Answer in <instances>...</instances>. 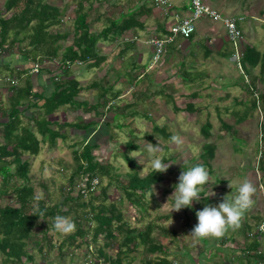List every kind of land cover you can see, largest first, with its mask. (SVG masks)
Segmentation results:
<instances>
[{"label": "rangeland", "instance_id": "rangeland-1", "mask_svg": "<svg viewBox=\"0 0 264 264\" xmlns=\"http://www.w3.org/2000/svg\"><path fill=\"white\" fill-rule=\"evenodd\" d=\"M46 1L52 5L58 6L61 11H63L61 23L50 28V31L53 33L68 32L67 38L59 42L61 45L59 52H61L63 50L62 47L71 43V29L77 0ZM91 1L88 7H86V11L88 12L87 19L89 21V30L91 32H96L99 26L101 27L105 24L103 21L97 20L96 15L102 13L103 15L106 14V16H109L114 9H108L107 0L104 2H102V0ZM116 1L118 0H110L109 4ZM209 1L213 3L217 0ZM229 1H232L227 5L228 8L231 6L230 11L232 13L230 14H234L235 17L241 18V22L247 20V16L251 17L253 23L250 25L255 29V34L252 37L255 40V46L264 51V0H246L249 3L251 2V7L249 8L250 12L245 10V5H248L247 3H243V7L240 6L244 0ZM4 2L5 0H0V17L7 18L11 15L12 10L6 11L4 9ZM225 2L227 3L228 1ZM85 4L87 5V2H85ZM214 8L221 10V7L219 9L216 3H214ZM107 9V13H103ZM260 11H262V13ZM199 23H201L199 24V29H205L211 22L208 18H202ZM249 26L246 22L243 23L245 31H250ZM244 30L243 38L246 43L244 45L251 46L250 43L252 42L248 38V32ZM30 32L31 30H29V33ZM147 35L148 34L145 36ZM11 37L12 35L10 33L9 40ZM18 37V42L12 45L10 53H4V55H7L5 59L2 57L5 61L8 59V56L14 58L18 57L21 47L26 49L32 47L28 44V36H24L21 33ZM99 41L105 42L102 46L105 52L109 54L117 52L116 50H112L115 47L113 40L106 41L104 36H102ZM239 43L242 48L243 42L240 41ZM190 46L189 44L187 47L189 48ZM119 48L121 47L119 46ZM138 50L141 51L143 59L141 64L137 61L135 66L140 70L148 69L149 71H154V69H156L155 71H157V67L159 66L158 62L161 60L152 63V52L149 57L148 46L142 45ZM202 50L203 49L200 51ZM126 53L127 52H125V54ZM125 54L121 58V67H118L120 64L119 59H117L118 57L113 59L110 57V60L107 62L109 65L103 66L100 70L94 69L93 72L95 74L92 76L91 74H93V72L91 73L90 67L81 66L79 63L71 64L69 76H64L62 73L63 69H59L62 71L58 72L61 77L60 79L75 78L76 80L80 79L86 82L91 79L94 80L95 78L102 84L105 82L109 85L111 84L112 90L122 89V91L119 97L114 99L111 98L114 94L111 91L105 95V99H107L105 100L107 103L106 106L110 107H108L107 110L100 107V112L104 116L93 117L95 115H92V110L89 114H83L85 120L89 122L97 118L98 120L103 118V123L100 124L94 121V124L82 132H77V129L72 127L74 129L68 131V137L66 139H63L65 133H62L63 129H60L62 131L59 137L60 139H56L52 145H49L47 142H41L39 145L41 149L38 154L32 155L28 151H25L21 155V160L30 159V170L28 173V178L30 177V179L28 182L32 184L35 194L44 201L45 206H50L56 202L61 203L63 197L59 188L64 183V191H67L68 175L75 165L73 159L74 154H79L83 151L84 143L96 142L98 146L93 149L95 158L101 162L105 161L111 169L110 176L103 174L101 177L102 186L106 183L110 185L106 202H114L116 204L123 213V218L130 228L137 227L142 229L147 222H153L155 228L151 232V236L166 248L169 253L168 259L171 260L172 264H247V258L244 256L245 253H242V249H246L247 243L250 242L256 230H259V239L261 242H264L261 235V233H264L261 229V227L263 228L262 224H264V220L259 223L260 219H256L258 218L256 216L263 217L264 215V171L259 168L258 159L260 153L259 150L256 149L260 138L259 124L264 121V103H260L259 101L257 104L261 106V110L256 108L251 109L250 99L253 96L250 90L246 88L247 84H245L249 82L250 76L256 79L259 75V66L250 69L248 65H244L242 69L238 67L236 63H233L232 59L223 61L225 63L223 64L224 67L215 65L213 63L214 61L209 64H204L205 62H202V68L208 73L207 77H200L198 79L195 78V75V79L188 82L183 79L185 83H180L179 74L174 73L173 70L168 68L166 73L159 71L155 77H152V72H147L146 78L152 77L148 79L150 83L143 77V80H138L134 85H131L125 82V80L128 79V75L125 77L124 75L131 67L132 60L130 56ZM58 56L60 58V53ZM44 59L46 63L48 60L46 58ZM134 61H136V58H134ZM219 61L221 62V60ZM155 64H157V66ZM244 69L247 70L249 74H247ZM41 70L44 75L46 70L43 68ZM77 70L79 71L76 72ZM17 74L18 73H16V75ZM172 75H174V77H172ZM101 77L103 80H100ZM242 77H244L245 81L242 80ZM229 79V83H224L228 82L227 80ZM114 80L116 81L115 83ZM164 81H166V83ZM163 84H165L164 87H162ZM45 85L47 90H51L52 86L48 85V80ZM160 85L161 88L159 89ZM5 86H7V84L3 82V77L0 76V115L1 110L6 111L8 108L9 111L8 96L10 92L3 88ZM256 86L258 92L264 93V83L260 78H257ZM49 90L46 93H49ZM192 90L197 93L195 98L188 96ZM257 91L254 89L255 96ZM161 92L169 94L174 93L172 95L175 97L176 104L183 107L184 110L175 111L172 102L166 101L165 96H163ZM142 93L148 95V98L144 97ZM75 97L76 100H85L88 104L97 101L99 103L102 102V99L97 95V89L83 88ZM108 100L109 102H107ZM190 101L194 102L196 107H201V110H196L194 112L188 111L185 108V103ZM239 101L241 102L239 103ZM129 103L135 104L130 107L124 106ZM78 105L79 104H76L75 107ZM80 106L81 109L85 108L83 104H80ZM226 106L228 109L225 111L224 107ZM69 107L70 105H67V107L64 106V108H62V111H67L68 115L61 113L57 116H49V119H51V121L57 119V122L62 123L66 116L71 122L77 121V113H80V111L72 109L70 113L66 110ZM75 107L73 106V108ZM246 107L249 111L247 118H244L243 121H238L235 112H243ZM134 110L137 114L130 116V112ZM115 113L117 116L112 120L111 117ZM144 115L148 116L146 117ZM40 116L41 115H39V117ZM25 117L23 121L27 122L28 120L25 119ZM106 120L109 121L108 129L107 126L104 125ZM206 121L211 123V128L209 130L210 135L208 137L201 131V126ZM221 121L233 124L237 130V135L230 134V131L221 125ZM77 123L80 125V122ZM29 126L30 128H34V123L31 122ZM49 127L52 128V125ZM94 127L99 128L95 129ZM155 127H164L165 131H156ZM53 128L57 127L53 126ZM1 129L0 127V130ZM165 132L167 136H165ZM35 134L38 136L36 132ZM173 135H178L182 138L184 142L182 150H178L177 146L171 142V137ZM38 137H40V135ZM3 138L4 136L1 135L0 131V142L4 140ZM157 140H159L162 149L160 153L162 159L164 158V162L171 165L165 173H162L163 179L153 184L154 193L152 188V192H147L145 194L142 204L134 203L132 198L126 196L119 182L112 179L113 175H118V180L121 183V181L127 182L129 179L128 174L133 171H137L138 175L142 177L153 170L146 148L147 143H151L154 146L157 145ZM128 142H133V144L137 145V148L134 150L128 149ZM75 143H77V145L72 146ZM209 143H214L215 149L213 156L207 159L208 166H206V169L209 172L210 180L200 192V201H193L191 208H183L179 212H170L173 201L171 199L168 201V198L175 190L174 187H172L173 182L176 181L183 170L187 171L194 163L202 162L200 154L204 151L203 145ZM73 151H75V153H73ZM126 154L130 157L129 161L126 160L124 156ZM63 165L66 166L64 170L62 169ZM13 170L14 167H12V171ZM246 179L251 181L257 189L253 197L255 203L250 210L245 212L246 218L243 217L241 221L242 225H244L245 222L250 225L251 233L247 235L246 232H242L243 230L240 229L235 231L230 230L226 236H224L226 237L224 242L221 241L222 238L205 239L194 242L189 234L198 223L196 212L203 210L206 205L218 206L227 195H230L229 199H231L236 195L238 186ZM77 183L79 182H76L73 191H71V195L73 196L76 195ZM229 183L233 185V188L229 187ZM99 189L100 188L96 187V190ZM95 192L97 193V191ZM212 192L215 193V195L210 196ZM210 198L212 200L214 199V201L209 204L208 200ZM15 203L13 194H9L7 197L0 196L1 205H17ZM32 204L36 207V202ZM71 205L77 208L78 213L88 209V207L80 208V205L74 203H71ZM52 219L53 217L50 215H43L35 221L34 232L36 235L27 242L26 246L27 250L33 254L34 260L32 264H87L93 260V254L91 252H94V245H103L106 241L105 237L99 235L97 242L93 243L91 241V228H87L89 230L84 237L86 241H88L87 243L80 242V238H77L75 243H66L62 245L66 236L53 231L51 225ZM89 221L84 223V221L81 222L80 220V225H83V227L87 225L90 226ZM114 224L116 223L114 222ZM114 234L115 238L113 240L107 239L110 245L108 247L104 245V251L112 256V258L115 257L120 242L123 239V235L120 232L115 230ZM256 234L257 232L255 235ZM46 235L48 236L47 239L50 241V247L45 244L44 248L40 251L38 249L39 244H36V240H39L41 243L44 241L42 237ZM76 244H78V247L75 246ZM262 248H264V244L262 247L261 245L259 247V249ZM152 255L161 256L162 253L155 252ZM152 255L146 251L144 247L139 245L134 248L133 252L127 254L120 264H126L132 257L130 264H142L144 258H149ZM30 263L31 262H29V264ZM99 264H107V262L104 263L102 260H99ZM262 264H264V262H262Z\"/></svg>", "mask_w": 264, "mask_h": 264}, {"label": "trees", "instance_id": "trees-1", "mask_svg": "<svg viewBox=\"0 0 264 264\" xmlns=\"http://www.w3.org/2000/svg\"><path fill=\"white\" fill-rule=\"evenodd\" d=\"M85 2H87V5ZM90 2L92 1L77 0L71 29V43L62 47L63 50L59 52L61 49L59 42L67 38L68 32L53 33L50 31L52 26L61 23L63 11H61L58 6L52 5L46 0H5L4 9L6 11L12 10V13L7 18L0 17V76L2 74L1 68H8L9 65L6 62H2L1 58L4 53H10L12 45L18 42V35L21 33L24 36H28V44L32 47L30 49L21 47L18 54L30 63L32 71L35 65L38 66L37 71L33 72L38 73L42 68L49 71L47 69L51 65L52 71L63 69V75L69 76L70 65L77 61L81 62L80 64L84 63L88 68H94L98 67L105 59L106 55H99L97 50L99 49L97 47V42L102 36H104L105 40H112L113 36H116V33L118 32H124L132 26H137V24L140 26L143 25L138 20L140 16L138 10H132L129 14H126L127 16L121 21H110V23L100 32H91L89 30V21L87 19L88 12L86 11V7H88ZM238 26L242 29L240 20L238 21ZM29 30H31L30 33ZM194 32L191 33L189 38L193 36ZM10 33L12 37L9 40ZM167 33L168 29L166 33L161 34L158 37H163ZM126 44L130 45L131 43L126 42ZM169 45L170 43L165 45L164 53ZM59 53L60 58L58 56ZM44 58L48 60L46 63L44 62ZM242 59L243 65H248L250 69L261 62L259 75L256 79L255 77L250 76L249 82L245 83L247 84L246 88L253 94L254 92L252 89L257 91V78H260L264 83V61L262 60V54L254 46L246 45L244 47ZM244 71L249 74L247 70L244 69ZM35 73H32V75ZM59 76L58 73H55L52 76L54 87L50 95L47 97H44L43 94L34 93L33 81L29 77L27 78V81L24 80L25 82L23 85L19 86L15 84L14 79H4V81L6 80L5 83L9 85L11 93L8 97L10 104L9 111L8 113L4 112V116H0V127L2 128L0 131L1 135L4 136V140L0 142V196L7 197L9 194H13L16 202L15 204L17 205L0 204V264H29V262L32 264L34 257L33 254L27 250L26 246L27 242L36 235L34 232L35 221L41 217L40 213L53 217L51 225H53L54 218L57 215L67 216L74 221L76 230L64 238L62 245L66 243H75L77 238H80V242L87 243L88 241L84 238L86 232L89 230L87 228H91V241L93 243L97 242L99 235L106 238L103 245H94V252H91L94 261L91 260V262L87 264H99V260H102L104 263L107 262V264H120L122 259H124L127 254H130V252H133L134 248L139 245L144 247L151 255L155 252L162 253L161 256L152 255L149 258H144L142 264H172L171 260L168 259L169 253L166 248L151 236V232L155 228L153 222H147L142 229L137 227L130 228L123 218V213L116 204L114 202H106L110 185L106 183L102 186L101 177L103 174L110 176L111 169L105 161L101 162L95 158L93 149L98 146L97 143H84L83 151L79 154H74L73 159L75 165L68 175L67 191H64V183L59 188L63 197L61 203L56 202L50 206H45L44 201L35 194L34 187L28 182L30 179V177L28 178L30 159L27 158L22 161L21 155L25 151H28L32 155L38 154L40 151V142L49 141L52 145L56 139L61 136L62 129L66 128V130H68L70 127H75L77 130H86L94 124V121H96L92 120L93 122L85 123L81 118L76 122L64 121L63 123H59L57 121H51L47 117L64 105L75 107L76 104H79L75 108L81 109L80 104H83L85 105V108H82V111L90 112L91 110H94L95 117L102 114L100 113V107L105 110L110 107L106 106L107 103L105 100L107 99H105V95L107 87L104 85V82V84L98 82V85L100 84L102 88L100 89L101 93L98 97L102 99V102L99 103L97 101L88 104L85 100H76L75 96L83 88H89L93 85L98 88L96 85L97 82L94 84L91 83L90 85H80L75 78H67L65 80L59 79V81L56 79ZM119 92L120 90L115 92L111 98H116ZM196 94V92H193L188 96L195 97ZM166 96L171 100L175 111L184 110L183 107L176 104L175 98L172 94H166ZM145 97L148 98V95H145ZM259 101L260 103H264V93L257 91L256 97L253 96L250 99V108L261 110V106L257 105ZM39 102H41V104ZM107 102H109V100ZM134 104L135 103H129L124 106L130 107ZM31 106L37 108V110L32 112L29 116H25H27L28 119H31L34 123V128H30L28 124L24 125L21 121V116ZM185 108L190 112L201 110V107H196L192 102H187ZM227 109V106L224 107L225 111ZM235 113L238 121H243L244 118H247L249 111L246 107L243 112ZM136 114L135 110L130 112V116ZM39 115L41 116L39 117ZM144 116L147 117L148 115ZM113 118H115V115ZM77 122H80V125H78ZM106 123H109V121L106 120ZM50 125H52V128L49 127ZM54 125L57 128H53ZM221 125L229 130L230 134L237 135V130L233 124L221 121ZM210 128L211 123L206 121L201 126V131L208 137L210 135ZM155 130L165 131V128L155 127ZM35 132L40 135V138L37 137ZM259 132L260 138L258 147L256 148L260 153L258 165L259 168L264 171V121L259 124ZM62 133H65L63 139H66L68 137V131H63ZM165 136H167L166 132ZM75 145H77V143L72 146ZM127 146L130 150L137 148V145L133 144V142H128ZM203 148L204 151L200 154L202 162L194 163L192 166L197 164L205 167L208 166L207 159L213 156L215 145L214 143L204 144ZM73 153H75V151H73ZM124 156L126 160H130L129 155L126 154ZM164 160L165 159L163 158V161ZM12 167H14L13 171ZM62 169H66V166L63 165ZM128 176L129 179L127 182L121 181L120 183L118 175L116 174L113 175L112 179L119 182L128 198H132L134 203L139 204L143 203L142 201H144L147 192H152L153 184L160 182L163 179L162 173H155L153 170L142 177L138 175L137 171L129 173ZM94 178L97 179L98 183L91 189V184ZM77 181L79 183H77L76 195L73 196L71 195V191H73ZM178 182L179 180L177 178L176 181L173 182L172 187ZM95 187L100 189L96 190ZM95 191H97V193ZM213 201L214 199L212 200L211 198L208 200L209 204ZM33 202H36V207L32 204ZM71 203L80 205V208L88 207V209L82 210L81 213H78L77 208L72 206ZM245 216L246 215L244 214L243 217L246 218ZM256 217H258L256 219H260L259 223L264 220V215L263 217ZM80 220L81 222L84 221V223L90 220V226H81ZM92 221L94 222V225ZM114 222L116 224H114ZM239 229L243 230L242 232H246L247 235L251 233L250 225L246 222L244 225L241 224ZM115 230L123 235V239L120 242L115 257L112 258V256L104 251V245H107L106 247L110 245L107 239L113 240L115 238ZM256 232L257 234L255 235ZM256 232L250 239V242L247 243L245 247L246 249H242V253H245L244 256L247 258V264H262V262H264V248H262L263 250L259 249L260 245L262 247L264 242L262 241V244L259 239V230H256ZM261 235L263 237L262 240H264V233H261ZM47 237V235L45 237L43 236L42 238L44 241L41 243L39 240H36V244H39L38 249L40 251L44 248L45 244L50 247V241ZM225 238L226 237H223L221 241L224 242ZM75 246L78 247V244ZM131 259L126 264H130Z\"/></svg>", "mask_w": 264, "mask_h": 264}, {"label": "crops", "instance_id": "crops-1", "mask_svg": "<svg viewBox=\"0 0 264 264\" xmlns=\"http://www.w3.org/2000/svg\"><path fill=\"white\" fill-rule=\"evenodd\" d=\"M97 1H100V0H97ZM104 1H106V0H102V2H104ZM204 1L206 3L212 5V6H214V3H216V5L218 6L219 9L221 7L222 11L221 10H219V11H221L224 14L229 15L230 13H232L230 11L231 6H230V8H228V6H227L228 3H231L232 1H229V0H217L216 2H213V3L210 2L209 0H204ZM225 1H228V2L226 3ZM109 2H110V0H107L108 6H109L108 9L109 8H113L114 10L109 16H106V14L103 15L102 13L101 14L98 13L96 15V19L100 20V21H103L105 24L102 25L101 27L99 26L95 33L100 32L105 26H107L110 23V21H112V22H115L116 20L121 21L123 18H125V16H127L126 14H129L130 11H132V10L133 11L134 10H138V13H140V16H139L138 20L143 25L140 26V25L137 24V26H132L131 28L125 30L124 32L116 33V36H113V39H112L113 43L115 44V47L112 50H114V51L116 50L117 52L116 53L115 52L114 53H110L111 56H110V54L108 52H105L104 51V47H102L105 42L103 43V41H98L97 42V47L99 49H97V50H98L99 55L103 54V55H106V56H105V59L99 64L98 67L90 68L91 73L93 72L94 69H99L100 70V69L103 68V66L109 65V64H107V62L110 60V57H111V59H113L115 57H118L117 59H119V61H120V64L118 65V67H121L122 66L121 58L123 57L125 52H127L125 55L130 56L131 57L130 59L132 60L131 67L129 68V70H127V73H125V75H124V77L126 75H128V79L125 78L126 79L125 82L127 84L134 85V83L138 82V80H143L142 79L143 77H144V79H147L146 81H148V83H150L148 79H151L152 77L157 76L159 71H161L163 73H166L168 68L173 70L174 73L179 74V79H180L179 82L180 83H182V82L185 83V80H187V82H188L191 79L192 80L195 79V78L199 79L200 77H207L208 76V73H206L204 71V68H202V62H205L204 64H209V63L214 61L213 63L215 65H221V67H224L223 64H225V63L223 61H226V60H229V59L231 60V53L233 52L234 47H233L232 42L229 40V38H228V36L226 34V30H225L224 26L221 25L220 23H213L212 22V23L208 24L205 29H199V24H201L199 22L201 21V19H202L201 18V19H199L196 22V29H195V32L193 33V36L191 38H189V37L185 38V37H182L180 35L175 36L174 41L172 43H170V45L167 47L166 52L163 54V57H162L161 61L158 62L159 66L160 67L162 66L161 68L158 66L157 67V71H155L156 69H154L156 67L153 68L154 71L153 70L149 71L148 69L147 70L146 69H141L140 70V69H138L135 66L137 61L141 64L142 63V59H143L142 53L138 49L142 45L148 46V48H149V57H150L151 56V52H152V47L147 42L149 37L152 36V35L159 36L161 34L166 33L168 27L173 23L174 16L176 14L179 15V16L187 15L188 12H189L188 0H171V5L169 7L155 5L153 0H118V1H116L114 3H112V4H109ZM243 3L244 4L245 3L248 4V5H245V10H248L250 12L249 8L251 7V5H250L251 2L249 3L246 0H244L240 4L241 7L244 6ZM108 9L105 10L103 13H107ZM260 12L262 13V11H260ZM94 18H95V15H94ZM244 22H246L248 24V26L253 23L250 16H247V20H245ZM244 22H241V27H242L243 30H244V27H243V23ZM249 27H250L249 28L250 31H245V30L244 31L248 32V36H249L248 38L252 42V43H250L251 46H254L257 50H259L261 52L262 60L264 61V51L260 50L259 47L255 46V40L252 38L253 35L255 34V29L251 25ZM128 33H130V34H128ZM144 34L145 35L148 34V35L145 36ZM125 38H128L129 40H126ZM106 41H109V40H106ZM126 42H129L131 44L128 45V44H126ZM189 44L191 46L188 48L187 46H189ZM119 46L121 48H119ZM125 47H127V48H125ZM201 49H203V50L200 51ZM2 57L5 59V58H7V55H3ZM3 58H1V61H2ZM134 58H136V61H134ZM211 58H213V59H211ZM4 59H3L2 62H6L9 65H8V68H1V70H2L1 76H3V82L6 81V80L4 81V79L11 78V79H14L15 80V84L19 86V85H23L24 82L27 81V78L29 77L33 81V91H34V93L43 94L44 97H47V96L50 95V93H51V91L53 90V87H54L52 76L55 73H58L60 70L52 71V66L50 65V67H48L47 70L52 71V72L46 71V73L43 75L42 74V70H39L38 73L33 72L32 69H31L30 63L27 60H24L23 57L20 54L18 55V57H15V58L11 57V56L10 57L8 56V59H6V61ZM219 60H221L222 63ZM198 62H200V63H198ZM75 63H79L80 64L81 62L77 61ZM260 64H261V62L255 67L259 66V69H260ZM80 65L81 66H86L84 63H82ZM155 65L157 66V64H155ZM234 66H235V64H234ZM255 67H253V68H255ZM70 68H71V65H70ZM11 69H15V70H11ZM23 71H26V72H23ZM78 71L79 70H77L76 72H78ZM60 72H62V71H60ZM147 72H152V77L151 78H146V73ZM13 73H15V74H13ZM16 73H18V74L16 75ZM32 73H35V74L32 75ZM94 74L95 73L93 72V74H91V76L94 75ZM181 74H182V77H181ZM174 75H172V77H174ZM194 76H195V78H194ZM57 78L59 80L61 77L59 76ZM183 79H185V80H183ZM47 80H48V85L52 86L51 90L48 89L49 93H46L48 91L47 87L45 85ZM60 80H63V79H60ZM100 80H103V78L101 77ZM242 80H244V77H242ZM18 81H20V82H18ZM77 81L79 82L80 85H90L91 83L94 84V83L97 82L96 85L98 86V88H96V86L93 85V86H90L89 89H97V95H99L101 93L100 92L101 91L100 89H102L101 85L100 84L98 85V81L95 78H94V80L91 79L90 81H86V82H83L80 79H78ZM227 81L228 82H224V83H229L230 79L227 80ZM115 82L116 81L114 80V83ZM164 82L166 83V81H164ZM106 84L107 83L105 82V85ZM164 86H165V84H163L162 87H164ZM106 87H107L106 94L108 92H110V91L113 92V93L118 91V89L112 90L111 89L112 88L111 84L110 85L107 84ZM3 88L6 91L10 92V88H9L8 84H7V86H5ZM3 88H1V89H3ZM160 88H161V85L159 86V89ZM252 90L254 92V89H252ZM121 91H122V89L120 90V92L116 96V98L119 97V95L121 94ZM192 93H193V90H192V92H190L189 95H191ZM162 94H163V96H165V100L166 101L168 100V101L171 102V100L166 96V94H169V93L165 92V93H162ZM171 94H174V93H171ZM143 96L145 97V95H143ZM196 96H197V94L195 95V97ZM252 96H255V92L252 94ZM190 102H192V101H190ZM240 102L241 101H239V103ZM39 103L41 104V102H39ZM192 103L194 104V102H192ZM64 106L67 107V105H64ZM64 106H61L59 109H57L55 112H53L49 116L50 117L52 115L57 116L58 114H61V113H63L64 115H68L67 111H64V112L62 111V108H64ZM72 109L75 110V111H80V113H77V117H76L77 121L80 120L81 118L82 119L84 118L83 114L86 115V113L87 114L90 113V112L82 111V109L73 108L72 106H70L66 110H68L71 113ZM36 110H37V108H35V107H32V106L29 107L27 109V111L21 116V118H22L21 121H23V118L25 117V115L29 116L32 112H34ZM4 112L8 113V108L6 109V111L1 110V115L2 116H4ZM92 112H93L92 115H95L94 114V110ZM114 115H115V117L117 116L116 113ZM114 115H112V117H111L112 120L115 119V118H113ZM49 116H48V119H49ZM100 116H104V115L101 114ZM93 117H95V116H93ZM64 118L65 119L62 121V123L64 121L65 122H71V120L66 118V116ZM25 119H27L28 121L27 122L23 121V124L24 125L25 124L26 125L27 124L30 125V123L32 122L31 119H28L27 116L25 117ZM102 119L103 118L98 120V118H97L95 120L98 123L101 124V123H103ZM49 120H51V119H49ZM56 120L57 119H55V121ZM83 120L85 121V123L89 122V121L85 120V118ZM72 122H76V121H72ZM104 125L107 126V129H108V127H109L108 123L105 122ZM98 128L99 127H96L95 129H98ZM70 129L72 130L74 128L70 127L68 130L63 129V131H69ZM76 131L77 132H82L84 130L80 129V130H76ZM79 134H81V133H79ZM38 136H39V134H38ZM38 138H40V137H38ZM57 139H60V138H57ZM99 141H100V137H99ZM46 142L49 145H51L49 143V141H46ZM97 145H98V143H97ZM40 149H41V147H40Z\"/></svg>", "mask_w": 264, "mask_h": 264}, {"label": "clouds", "instance_id": "clouds-1", "mask_svg": "<svg viewBox=\"0 0 264 264\" xmlns=\"http://www.w3.org/2000/svg\"><path fill=\"white\" fill-rule=\"evenodd\" d=\"M241 30L243 37V29ZM242 42V51L244 52V47L246 46L244 45L246 44L244 38ZM242 57L240 64L243 69ZM157 141L158 144L155 146L151 143H147L146 151L153 171L155 173H165L171 164L163 161L160 155L162 149L159 140ZM171 142L177 146L178 150H182L184 142L180 136L173 135L171 137ZM178 180L179 182L174 185L175 190L173 194L168 198V201L170 199L173 201L170 212H179L183 208H191L193 201L199 202L201 198L200 192L203 190L204 186L208 184L210 176L205 166L197 164L191 166L187 171L183 170ZM229 187L233 188V185L229 183ZM256 191L255 185L246 179L238 186L236 195L231 199H229L230 195H227L218 206L206 205L203 210L197 211L196 216L198 223L189 236L194 242L205 239H221L230 230L235 231L239 229L245 212L250 210L255 203L253 197ZM212 195H215V193L212 192L210 196ZM40 215L42 216L43 213H40ZM52 228L54 232L67 236L76 230V225L69 217L57 215L54 218Z\"/></svg>", "mask_w": 264, "mask_h": 264}, {"label": "built area", "instance_id": "built-area-1", "mask_svg": "<svg viewBox=\"0 0 264 264\" xmlns=\"http://www.w3.org/2000/svg\"><path fill=\"white\" fill-rule=\"evenodd\" d=\"M155 5L169 7L171 0H153ZM189 12L185 16H174L173 23L168 27V33L163 37L152 35L148 39V43L152 47V63L158 62L163 54L164 48L167 43L174 41L175 36L180 35L188 38L192 32L196 29V22L201 18H208L211 22L220 23L224 26L226 34L229 40L233 44V52L231 53V59L237 64L238 67L242 68L240 62L243 55V51L240 45L242 42V30L238 26V21L241 18H237L232 14H222L217 8L207 4L204 0H188ZM129 40L128 38H125ZM37 65H35L33 71H37ZM98 183L97 179L94 178L91 184V189ZM96 188V187H95ZM262 231H264V224Z\"/></svg>", "mask_w": 264, "mask_h": 264}]
</instances>
